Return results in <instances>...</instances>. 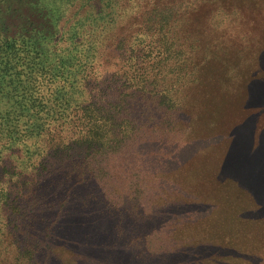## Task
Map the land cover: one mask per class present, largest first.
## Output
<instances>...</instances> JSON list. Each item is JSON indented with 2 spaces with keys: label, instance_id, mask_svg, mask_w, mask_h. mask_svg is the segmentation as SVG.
<instances>
[{
  "label": "trees",
  "instance_id": "obj_1",
  "mask_svg": "<svg viewBox=\"0 0 264 264\" xmlns=\"http://www.w3.org/2000/svg\"><path fill=\"white\" fill-rule=\"evenodd\" d=\"M201 1L0 0V264H51L60 212L87 187L103 195L110 158L137 145L167 150L151 153L164 159L149 170L151 189L167 190V198L157 205L152 194V206L130 186L121 199L118 214L131 231L123 248L136 246L129 250L136 264H264V194L258 211L250 198L237 211L240 198L204 195L209 154L198 172L188 167L199 193L195 184L186 192L170 155L190 147L191 124L181 118L191 88L201 86L200 66L225 65L238 89L234 74L247 66L248 42L221 41L240 9L217 5L207 14L211 50L188 20Z\"/></svg>",
  "mask_w": 264,
  "mask_h": 264
},
{
  "label": "rangeland",
  "instance_id": "obj_2",
  "mask_svg": "<svg viewBox=\"0 0 264 264\" xmlns=\"http://www.w3.org/2000/svg\"><path fill=\"white\" fill-rule=\"evenodd\" d=\"M217 5L225 6L228 11L238 8L241 12L236 20V15L233 16L228 27L224 28L227 31L226 38L221 39H235L234 42L241 45L248 42L247 50L244 51L247 66L243 72L234 74L242 80L241 87H230L232 84L222 71L227 70L225 65L217 61L204 62L200 66L201 86L191 88L189 94L193 97V104L188 106L181 118L185 120L181 123L191 124L192 132L184 138V145L190 147H181L177 151L173 149L176 152L170 155L175 158L174 163L179 162V177L182 179L184 176L186 192L191 191L195 184L199 193L196 179L187 175L190 173L188 167H196L195 171L198 172L199 163L209 154L211 157L204 166L212 168V173L200 182L210 187L203 190L204 195H210L208 193H212L213 189L219 195L227 196V199L240 198L237 204L239 206L232 207L237 211L242 206L241 200L250 198L251 209L258 211L264 194V188H260L264 187V85L260 84L264 81V0L197 2L196 15H190L188 20L193 28L199 29L209 45L212 44L209 37L214 32L205 27L207 14ZM237 20L239 24L235 26L234 22ZM118 33H125V30L123 32V29H119ZM210 49L215 50V46L211 45ZM228 49V53H235L232 52L233 49ZM256 69L260 70L258 75L255 74ZM193 135L196 138L192 142ZM207 150L209 151L205 152ZM154 151H159V155L167 152L165 148L160 150L153 145H137L136 153L131 148L125 149L124 153L119 152L121 157L110 158L113 161L108 165L109 174L104 176L103 184H100L105 189L103 195L93 186L75 193L73 205L60 212L65 214V219L58 229L51 264H96L98 260L100 263L97 264L137 263L129 256V250L136 246L127 252L123 248L122 239H129L131 235L128 229L130 222L127 219L121 221L123 218L119 216L118 209L121 208V199L128 193L130 186H133L132 192H136L140 198H148L152 206H155L151 203L152 194L157 205L163 203L164 197L167 198V190L156 193L150 187L152 181L149 170L152 165H158L164 159L162 156L154 158L151 155ZM169 177L171 174L165 179ZM243 187L246 188V194L243 193ZM180 188L183 186L180 185ZM91 192L99 195L97 199L92 198ZM60 199L58 197L53 200L54 208L51 209L48 222L59 211ZM230 205L228 203L227 206ZM232 208L228 210L231 214L234 213ZM173 220V217L169 218V221ZM72 240L79 241V244H73ZM207 256L208 254L201 255ZM84 257L87 259H83Z\"/></svg>",
  "mask_w": 264,
  "mask_h": 264
}]
</instances>
